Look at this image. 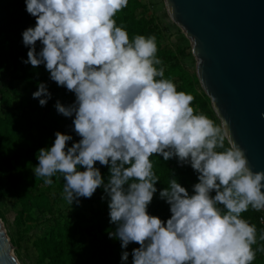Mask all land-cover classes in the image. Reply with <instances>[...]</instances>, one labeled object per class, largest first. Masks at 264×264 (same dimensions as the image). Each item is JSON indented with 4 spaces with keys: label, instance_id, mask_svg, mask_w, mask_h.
<instances>
[{
    "label": "clouds",
    "instance_id": "9594fccd",
    "mask_svg": "<svg viewBox=\"0 0 264 264\" xmlns=\"http://www.w3.org/2000/svg\"><path fill=\"white\" fill-rule=\"evenodd\" d=\"M25 4L36 25L22 33L29 48L22 62L44 65L52 81L75 94L71 105L57 101L54 107L65 117L74 116V131L81 137L67 147L73 137L55 132L52 146L38 152L35 177L50 186L51 177L60 173L70 205L102 187L110 223L116 226L109 238L118 239L122 249L139 245L131 252L132 264H252L264 247L253 249L257 229L241 213L249 206L264 211V171L248 167L228 121L217 125L194 112V97L163 78L155 35L130 41L126 30L116 26L113 17L128 0ZM37 41L43 45L39 52ZM32 95L41 106L51 98L45 83ZM153 155L164 161L175 157L198 174L190 195L171 173L169 186L159 193L170 206L166 222L147 212L159 180ZM97 161L109 166L106 183L94 166ZM259 239L264 241V232ZM128 257L123 251L121 264Z\"/></svg>",
    "mask_w": 264,
    "mask_h": 264
},
{
    "label": "trees",
    "instance_id": "16d2710c",
    "mask_svg": "<svg viewBox=\"0 0 264 264\" xmlns=\"http://www.w3.org/2000/svg\"><path fill=\"white\" fill-rule=\"evenodd\" d=\"M0 7L8 14V32L10 41L1 39L0 66L3 61L6 65L19 68L21 84L25 87L18 95L21 102V111H16L10 105L11 99L4 98L3 106L0 105V193H13L28 210L34 208L44 211L40 205L46 199L40 183L41 177H35L34 168L38 165L37 156L41 148H50L55 140V132L59 131L71 135L73 139L67 142V147L78 142L79 137L74 131L73 117L59 114L54 107L57 101L69 106L75 101V94L65 87L58 86L50 79V73L44 65L33 67L22 61L27 60L29 48L25 47L22 33L28 27H35L36 18L26 12L25 0H0ZM116 26H122L131 41L137 35L156 36L157 57L163 61L164 77L172 80L177 91H183L194 97L191 106L194 112L203 113L217 125L220 120L216 116L210 98L199 87L195 69L186 65L183 58L186 56V47L176 45L167 40L166 27L162 26L158 17L149 11L142 0H128V5L113 17ZM1 30L4 29L0 28ZM43 45L37 41L36 51L39 52ZM12 53L11 55L9 54ZM159 68L160 66H156ZM156 79H160L157 77ZM39 83H45L51 98L45 106L39 104V99L33 98V93L38 90ZM43 98V97H41ZM25 108L32 113L40 115L37 120H32L24 112ZM228 144L226 142L225 147ZM223 151V149H217ZM153 171L159 178L155 187L151 204L147 208L150 215L157 216L165 221L170 218V206L160 198V191L169 186L174 172L177 182L185 187L189 194L193 193V185L198 183V174L191 165H181L177 158L164 161L162 156L150 157ZM101 171L105 183L109 177V166H102L98 161L94 165ZM81 171L85 169L80 168ZM58 173L53 177L56 178ZM211 195H215L212 192ZM103 188H98L91 198H79L77 212L79 218L75 220L54 221L50 234L41 243L42 257H48V264H121L123 251L129 252L126 264H132L131 252L139 247L130 243L127 249L121 248V242L116 238H109V232H114L116 226L110 223L108 200ZM42 203V204H43ZM261 211H255L249 206L248 211L241 213V218L254 224L257 229V244L253 249L264 247V241L259 236L264 232L263 225L259 222ZM252 264H264V252H257Z\"/></svg>",
    "mask_w": 264,
    "mask_h": 264
},
{
    "label": "water",
    "instance_id": "95a60500",
    "mask_svg": "<svg viewBox=\"0 0 264 264\" xmlns=\"http://www.w3.org/2000/svg\"><path fill=\"white\" fill-rule=\"evenodd\" d=\"M191 41L195 72L253 172L264 171V0H164ZM264 191V189H262ZM0 222V264H17ZM19 262V261H18Z\"/></svg>",
    "mask_w": 264,
    "mask_h": 264
},
{
    "label": "rangeland",
    "instance_id": "374dc122",
    "mask_svg": "<svg viewBox=\"0 0 264 264\" xmlns=\"http://www.w3.org/2000/svg\"><path fill=\"white\" fill-rule=\"evenodd\" d=\"M146 3L150 12L155 14L161 25L166 27L165 36L173 44L186 47V56L183 61L189 67L195 69L196 58L192 54L191 41L184 34L183 30L171 21L164 4V0H142ZM8 14L0 7V42L1 39L10 41L11 36L8 32ZM11 55L12 53L9 52ZM0 66V105L3 106L4 98L11 99L10 105L16 111H21V102L18 95L24 89L21 84L19 68L6 65L3 61ZM200 87V85H199ZM201 88V87H200ZM4 97V98H3ZM26 115L32 120H37L38 113H32L30 109L25 108ZM52 185H45L42 181L40 188L43 190L46 199L40 202L44 211L34 208L28 210L17 199V196L11 192L0 193V222L8 235L13 254L17 257L19 264H48V257L41 255V243L50 234L53 222L64 220H75L79 218L77 204H68L64 199V180L58 173L56 178L51 177ZM43 203V204H42ZM88 264H93L91 261Z\"/></svg>",
    "mask_w": 264,
    "mask_h": 264
},
{
    "label": "built area",
    "instance_id": "2783aa9c",
    "mask_svg": "<svg viewBox=\"0 0 264 264\" xmlns=\"http://www.w3.org/2000/svg\"><path fill=\"white\" fill-rule=\"evenodd\" d=\"M259 222L263 225L264 227V211H261V215L259 216Z\"/></svg>",
    "mask_w": 264,
    "mask_h": 264
}]
</instances>
